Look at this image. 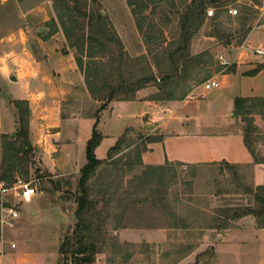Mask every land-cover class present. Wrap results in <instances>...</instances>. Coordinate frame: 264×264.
I'll return each mask as SVG.
<instances>
[{"label":"rangeland","instance_id":"374dc122","mask_svg":"<svg viewBox=\"0 0 264 264\" xmlns=\"http://www.w3.org/2000/svg\"><path fill=\"white\" fill-rule=\"evenodd\" d=\"M98 1L129 55L146 54L150 57L149 48L154 52L165 45L161 43L157 48H153L155 44L145 43L127 0ZM189 1L147 0L149 5L144 14L146 20L151 19L155 25L150 32L154 35L161 32V39L165 41L176 35L180 12ZM222 1L225 5L218 9L217 19L206 18L191 41L192 54L207 51L210 59L205 56L203 59L206 62L192 70L191 76L186 80L175 78L179 82L174 92L179 95L185 90L184 98L152 100L150 97L158 88L147 85L138 94L140 98L135 95L134 100L127 102H109L98 112L96 130L102 134V139L94 151L96 158L106 156L108 148L129 126L132 130L128 132V136L130 140L138 143L140 148L143 147L142 142L147 135L161 136V128L164 141L146 143V148L140 152L142 154L152 150L146 154L147 162L165 161V152L173 159H183V151H193L195 146H198L197 149L215 147L219 150L216 140L221 136L216 133L223 130L219 123L220 118L212 117L216 122L211 121V116L204 106L210 99L207 95L209 90L203 89L202 92L206 94L202 96L192 92L195 88L203 87L207 80L205 76L220 66L221 53L227 52L226 57H233L228 49L241 47L249 31L264 19L260 16L264 0ZM233 8L236 9L235 13L229 11ZM214 11L215 8L213 14ZM50 18L57 22L52 0H0V157L2 131L10 125L18 129L19 125L12 100H25L29 109V141L33 152L27 173L19 170L15 175L31 181L38 190L29 200L12 196L11 190L4 195V199H10L12 196L14 202L22 203L18 224L11 230L21 225L23 228L19 234L14 235H11L13 231H0L1 242L13 237L17 243L14 249L7 245L6 252L0 255V264L79 263L77 259L72 260L71 255L59 253L58 249L61 239L70 232L75 220L77 176L86 163V143L91 135L94 115L100 102L91 98L83 74L74 61L73 49L67 45L59 24L56 30H51ZM146 25L145 21L143 28H146ZM252 34L254 35L255 31ZM227 41L229 43H226ZM35 59L40 60L36 69ZM74 64L75 70L71 68ZM142 98L155 102L159 107L156 108L157 111L162 107L173 110L166 119L165 113L153 115L152 103L140 101ZM58 99L59 111L57 114L50 112L49 119L44 121L49 133L46 142L55 149L47 152L43 148L38 150L37 146L44 135L37 112L39 107L44 106L51 110L54 108L53 101ZM185 99L188 101L178 104ZM30 100L34 102L32 106ZM113 107L116 110L114 113L111 111ZM186 113L196 115L195 122L185 119ZM140 114H143L142 117H139ZM256 119L259 120V117ZM157 120L163 123L162 127L158 126ZM259 123L264 124V121L259 120ZM11 130L12 128H8L6 133ZM54 130L58 133L54 134ZM188 131H202L207 134L192 139L176 135ZM11 133L14 134V131ZM192 142L197 143L193 146ZM253 142L257 152L264 157V131L258 133ZM135 150L134 144L124 148L117 155L121 158L117 164H109L106 171L105 167H102L101 174H110L104 180L115 181L109 190H115L116 193L109 202L104 244L92 264H175L182 255L189 253L191 248L195 249L196 255L213 248L209 253L197 257L195 255L193 262L197 259L196 264H264V233L255 240L249 233L242 234V241L236 245V249L234 245L233 250L225 248L226 252H223L219 247V256L215 250L217 239L214 236L209 237V242H201L204 235H207L203 228L215 221L214 217L219 209L252 201L250 194L241 192L239 180L233 175V169L224 163L226 161H207L193 165L177 164L176 162H180L178 160L169 161L170 163L165 161L162 169L143 173L145 165L148 164L142 162L141 165L131 167L125 164L128 159L135 160ZM235 170L241 176L243 184L254 186L249 165L241 164ZM134 174L164 175L161 182L153 177L150 182L140 186L137 185V179L132 177ZM160 191H164L162 201L157 199ZM149 196L151 199H148ZM32 210H36L37 214H31ZM118 224H181L182 228L170 230L165 242L146 243L121 241L114 232Z\"/></svg>","mask_w":264,"mask_h":264},{"label":"trees","instance_id":"16d2710c","mask_svg":"<svg viewBox=\"0 0 264 264\" xmlns=\"http://www.w3.org/2000/svg\"><path fill=\"white\" fill-rule=\"evenodd\" d=\"M127 3L131 7L137 28L142 33L145 43L155 44L153 48L165 43L162 48L154 52H151L149 48L150 57L146 54L136 56L128 54L108 15L102 12L98 0H52L57 22L54 18H50L51 30H56L59 24L67 45L73 49L74 61L83 74L91 98L100 102L94 115L95 121L91 135L86 143V163L77 176L74 198L76 202L75 220L70 232L61 239L58 249L59 253L71 255L72 260L77 259L78 264L94 263L105 241L104 229L109 217V202L116 191L109 190L110 185L115 181L106 182L104 180L110 174H101L102 167H105L104 171H106V166L109 164H117L121 159L117 155L133 144L136 147V158L135 160L128 159L125 164L128 167L141 165L140 152L146 148V143L161 140V136L147 135L142 142L143 147L140 148L138 143L130 140L128 132L132 130V127L129 126L108 148L106 158H96L94 151L102 139V134L96 130L99 110L111 101L134 100L136 92L147 85H154L158 88V91L150 97L152 100L183 99L186 94L185 90L179 95L174 92L179 82L175 78L186 80L191 76L192 70L206 62L203 59L205 56L210 59L207 51L191 53L192 38L204 20L206 18L216 20L218 9L225 5L222 0H190L180 12L176 35L165 41L161 39V32L158 35L151 33L155 25L151 19L146 20L144 14L149 5L147 0H127ZM209 7L215 8L211 16L207 15ZM145 21L147 27L143 28ZM261 67L262 64H259L247 73L254 74ZM12 104L17 111L18 129L12 135L1 134L0 181L8 186L16 179L17 171L27 173L33 152V146L29 141L27 102L12 100ZM254 112L264 113V97L234 99L233 113L236 116L240 115L244 123L242 127L244 145L251 154L253 163H261L264 162V157L257 152L253 142L259 133L253 122L252 113ZM176 163L184 164L183 162ZM224 163L233 169V175L239 180L238 185L241 192L250 194L252 201L219 209L214 217L213 228L217 232L230 229L235 226L237 219L244 216L253 217L258 227H264V183L254 186L245 185L235 170L240 165ZM163 167V165L148 164L145 165L143 173ZM163 175L134 174L132 177L137 179V185L143 186L153 177L161 182ZM126 194L129 195L128 192ZM148 199L151 197L149 196ZM157 199L158 201L164 200V191L159 192ZM210 251H213V248L206 249L196 257ZM196 263L197 259L189 264Z\"/></svg>","mask_w":264,"mask_h":264},{"label":"crops","instance_id":"0c3cea01","mask_svg":"<svg viewBox=\"0 0 264 264\" xmlns=\"http://www.w3.org/2000/svg\"><path fill=\"white\" fill-rule=\"evenodd\" d=\"M255 3V7H256ZM260 16L264 17V7H261L260 9ZM255 31V34L253 35L252 32ZM253 37V38H252ZM253 43V45H251ZM256 49H263L264 50V19L259 22L258 24L255 25L254 28H252L249 33L247 34L244 43L241 47L237 46L234 48L228 49V52L230 55H233V57H226V53L224 52L223 54L221 53V61L220 66H217L214 72L211 74H208L206 79H214L218 82V85L216 87H212L209 89H204L203 87L195 88L192 93H199L200 96L204 95L205 92H202V90H209L208 96L210 99H208L205 103L204 106L207 109V113H209V116L214 118L219 117V123L221 124L223 130L218 131L216 133L217 135H220L221 138H218L216 141L218 142L219 150L215 147L214 149H206V148H200L197 149L198 146H195L196 149H193V151H190L188 153L183 151V159H173L172 156H168L167 153L165 152V158L164 160L167 162H173L174 160H178L180 162L186 163V164H197L201 162H207V161H218V160H224L228 163H234V164H244V165H249V168H251V179L253 185L257 184H263L264 183V162L261 163H253V158L247 148L244 145L243 142V121L241 120L240 115H234L233 109H234V99L237 97H264V54H257L255 52ZM57 51V50H55ZM34 68L36 69L40 65V60L35 59L34 60ZM259 64H262V67L254 74H248L247 72L254 69L257 67ZM73 70L76 69L75 64L71 67ZM143 89V88H142ZM142 89H139L136 93V97L140 98L141 96H138L140 91ZM206 94V93H205ZM139 100V99H138ZM130 100H120V101H115V102H127ZM143 102H149L152 105L151 112H153V115L157 114L159 112L165 113V119L168 114L171 113L170 108L162 107L158 111L156 108H159L155 102L148 101L147 99L140 100ZM188 99H185L184 101L179 102L178 104H183ZM34 102H31L30 100V106L33 105ZM59 105L60 101L54 100L53 101V106L51 110L49 107H39L38 110V122H40V128L43 130V138L40 139L39 145L37 146L38 150H41L43 148L46 152L48 150H54L53 145H48L46 142V138L48 137V131H47V126L44 125V121L48 120L49 117L48 115H51L52 112L57 114L59 111ZM56 109V110H55ZM164 109H168V111H165ZM111 111L114 113L115 107L111 109ZM165 111V112H164ZM51 112V113H50ZM34 113V112H33ZM43 114V115H42ZM143 114H140L139 117H142ZM253 116V122L255 126L257 127L259 133L261 131H264V124L259 123L260 121H264V113L259 114V113H252ZM257 116L259 117V120H257ZM51 117V116H50ZM184 118L186 119H191L192 121L195 122V119L197 118L196 115H188L187 113L184 115ZM182 118V120L184 119ZM213 118V119H214ZM211 120L213 122H216L215 120ZM181 122V119H179ZM217 120V119H216ZM31 123H33V119L30 120ZM158 121V126L162 127V122ZM182 123V122H181ZM51 127V126H50ZM8 128H12V131H16V128H13L11 125L9 127H6L2 132L6 133ZM56 130V129H55ZM54 130V131H55ZM197 130V129H194ZM261 130V131H260ZM53 131V132H54ZM198 131V130H197ZM197 131H188L184 133H176L177 136H184L188 139L192 138H197L202 137L206 135L207 133H204L202 131L197 132ZM1 132V133H2ZM9 132V133H11ZM58 132H54V134H57ZM161 135V140L157 142L164 141L163 135L161 133V128L160 132ZM189 135V136H188ZM223 136V137H222ZM44 142H43V141ZM197 142H192L191 145H196ZM153 144H151L152 146ZM200 145V144H199ZM216 145V146H217ZM149 146V148H151ZM212 146V144H211ZM200 147V146H199ZM206 147V145H205ZM222 148V149H221ZM152 149V148H151ZM196 150V151H195ZM206 150V151H205ZM151 151H145L141 154V161L144 164H150V165H163V162L157 163V161L153 162H147L145 160L146 154L150 153ZM219 152V153H218ZM104 156L103 158H105ZM100 158V159H103ZM186 158V159H184ZM169 162V163H170ZM156 163V164H155ZM63 175V174H61ZM2 182V181H0ZM6 194V193H5ZM40 194V193H39ZM13 196V195H12ZM11 196L10 199L5 198L9 202H14L13 197ZM18 204V209H19V217L21 215V202H14ZM150 204V203H149ZM152 205V204H151ZM149 206V205H148ZM40 210V209H39ZM31 214H37L36 210H32ZM18 217V218H19ZM18 218L16 220V225L18 224ZM213 223L205 225L206 227L203 228L205 233L207 234L206 236L204 235L203 239L201 240L202 243L209 242V237L214 236V238L217 239V243H215V250L217 253H219V247H221V251L226 252V249H232V246L236 249V245H239L242 241L241 236L242 234H250L252 236V239L255 240L257 239L259 235L264 233V227L263 228H258L255 219L253 217H248L244 216L235 221V227L230 228V229H224L220 232H214L217 231L215 228H213ZM15 225V226H16ZM23 226H18L17 229L11 230V228H5L4 230L6 231H13L11 235L14 234H19L20 230H22ZM116 230L114 231L115 233L118 234V237L121 241H145L146 243H159V242H165L168 239L169 231L174 230V229H180L182 228L181 224H166V225H161V224H155V225H136V226H127L124 224H118L116 227ZM3 230V231H4ZM204 233V234H205ZM249 236V237H251ZM244 239V236H243ZM10 243H14L15 246L11 247ZM12 249L17 247V243L15 238L9 237L7 240L2 242L0 241V255L2 256L8 246ZM200 249V248H199ZM224 249V250H223ZM199 251V250H198ZM197 252H195L194 248H191L189 253H186L185 255H182L179 261L176 262L175 264H189L192 263L195 255ZM231 254V253H230ZM230 263V261L228 262Z\"/></svg>","mask_w":264,"mask_h":264},{"label":"built area","instance_id":"2783aa9c","mask_svg":"<svg viewBox=\"0 0 264 264\" xmlns=\"http://www.w3.org/2000/svg\"><path fill=\"white\" fill-rule=\"evenodd\" d=\"M213 7H209L207 9V15L213 14ZM232 13L236 12V9L233 8ZM255 52L257 54H264L263 49H256ZM218 82L214 79H207L203 83L204 89H209L212 87H216ZM11 190L13 196H16L20 199L29 200L31 197L38 193V190L35 185L31 183V181L24 180L23 178L16 177L11 185H6L3 181L0 182V231L3 232L5 228H12L16 224V220L19 217V209L17 203L9 202L4 199L5 193ZM11 247H14V243H10Z\"/></svg>","mask_w":264,"mask_h":264},{"label":"water","instance_id":"95a60500","mask_svg":"<svg viewBox=\"0 0 264 264\" xmlns=\"http://www.w3.org/2000/svg\"><path fill=\"white\" fill-rule=\"evenodd\" d=\"M42 30H43V28L41 27V28H40V31H42ZM10 135H12V133H11Z\"/></svg>","mask_w":264,"mask_h":264}]
</instances>
